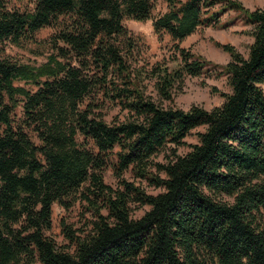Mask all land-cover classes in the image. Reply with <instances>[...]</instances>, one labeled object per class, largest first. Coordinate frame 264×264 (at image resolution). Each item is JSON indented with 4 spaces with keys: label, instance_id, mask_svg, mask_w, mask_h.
Instances as JSON below:
<instances>
[{
    "label": "trees",
    "instance_id": "trees-1",
    "mask_svg": "<svg viewBox=\"0 0 264 264\" xmlns=\"http://www.w3.org/2000/svg\"><path fill=\"white\" fill-rule=\"evenodd\" d=\"M0 0V264H264V8L236 0ZM237 11L253 38L224 67L230 92L212 109L165 106L206 64L175 45V66L141 64L126 20L179 42ZM54 29L39 64L6 54ZM154 82L155 98L144 81ZM124 118L109 121L105 110ZM200 126L199 141L177 147ZM164 154V161L156 160ZM111 167L116 188L105 181ZM131 172L160 188L147 193ZM81 201L85 228L53 206ZM149 206L134 217L132 205Z\"/></svg>",
    "mask_w": 264,
    "mask_h": 264
},
{
    "label": "rangeland",
    "instance_id": "rangeland-1",
    "mask_svg": "<svg viewBox=\"0 0 264 264\" xmlns=\"http://www.w3.org/2000/svg\"><path fill=\"white\" fill-rule=\"evenodd\" d=\"M244 7L249 9L264 8V0H236ZM14 4L24 8L29 4V0H14ZM167 9V3L164 0H156L154 14L158 15ZM125 25L133 32L138 40V54L141 64L154 65L157 62H167L170 68L175 66L173 61L175 45L185 48L203 60L206 64V71L201 76L185 78L182 88L177 89L171 101H164L165 106L189 110L193 105H199L206 109H212L223 103V92H230L227 76L224 73V67L231 59V55L223 50L221 44L233 45L244 56L248 55L249 46L253 41L250 35V26L245 23L242 15L237 11L228 10L221 16L220 22L216 25L200 27L195 33L182 41L174 42L170 35L164 33L162 37L155 33L152 21H134L126 20ZM54 29L46 27L40 30L36 39L37 42L26 43L23 46L7 44L6 54L23 62L39 64L45 62L49 54L52 53L49 48V40ZM154 82L144 81L147 94H152L155 98L156 93L153 88ZM264 90V84L262 85ZM105 118L113 121L115 118L123 119L126 111H121L120 107H110L105 110ZM206 126H200L191 131L184 139V143L177 147L179 154H185L191 149V145L199 141L198 133L204 131ZM158 161H164L165 155L159 154L156 157ZM105 181L113 188L117 187L118 179L111 167L104 171ZM124 178L136 182L147 193L156 194L161 191L149 184L147 180L136 179L131 172L124 173ZM149 206L139 204L132 205L134 217H140ZM93 212L87 210L86 205L77 201L69 209L65 210L59 204L53 206V226L49 234L56 240L60 246H69L62 228L61 220L73 225L74 228H85L88 221L93 218Z\"/></svg>",
    "mask_w": 264,
    "mask_h": 264
}]
</instances>
